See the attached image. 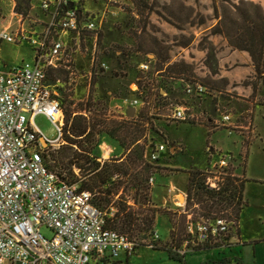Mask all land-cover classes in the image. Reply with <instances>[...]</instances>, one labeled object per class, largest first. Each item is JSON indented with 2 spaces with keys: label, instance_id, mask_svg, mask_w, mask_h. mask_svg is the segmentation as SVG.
I'll use <instances>...</instances> for the list:
<instances>
[{
  "label": "rangeland",
  "instance_id": "374dc122",
  "mask_svg": "<svg viewBox=\"0 0 264 264\" xmlns=\"http://www.w3.org/2000/svg\"><path fill=\"white\" fill-rule=\"evenodd\" d=\"M40 1L30 0L28 10L22 4L19 13L13 9L14 3L16 7L15 0L1 1L0 28L12 27V30H15L24 26L28 31L40 32L48 21L39 9ZM70 1L89 17L97 18L100 29L96 43L90 38L81 41L80 48L74 35L66 38L68 42L66 59L69 62L67 64L73 66L76 75L67 78L63 76L58 88L54 87L62 107L72 101L74 103L72 109H79L81 104L87 107L88 116L100 115V118L124 122L129 120L108 117L109 111L115 115L119 114L115 98L148 100L150 105L145 109L147 115L137 123L148 127L146 144L166 142L169 145V149L162 154L159 161L149 163L153 172L150 177L155 178V186L149 185L151 188L149 198L153 208L158 211L154 231L145 237L142 234L139 239L134 238L137 248L133 254L127 257L125 253H121L117 260L123 264H180L169 260L168 253L161 248L166 250L172 248V251L179 255L184 251V256L188 254V264H202L214 256L223 258L225 253L229 255L233 247L230 246L234 244L232 239L236 236L234 228L230 239L217 240L223 242L219 246L223 248L202 254L188 252L195 247L192 242L194 237H186L178 249L171 237L176 229H181V214L187 200L186 190L183 189L188 182V172L211 169L213 174L219 177L221 174L219 171L222 169H218V162L222 157L229 162L228 167L233 169L234 174L245 175L248 180L244 192L248 206L242 211L244 232L251 233L256 228L258 233H263L264 69L260 72L253 69L249 73L244 70L245 68L235 69L244 66L243 60L234 59L219 36H210L211 29L217 24L212 0ZM16 15L23 16L21 22ZM185 43H189L187 48L181 45ZM211 43L215 44V57L207 58V52L202 51L201 46L210 47ZM95 44V60L92 63ZM86 47L89 50L87 55ZM208 53H212L210 48ZM35 57L33 48L26 42L0 44V65L4 69L19 66L24 62L34 63ZM163 62H167L166 65ZM103 63L107 68L101 67ZM144 63L150 64V70L146 74L140 69ZM172 65L182 67L169 69ZM218 65L223 67V73L231 71L230 81L221 78L222 74L219 75V71L218 74H213L216 69L219 70ZM160 69L162 73L158 72ZM142 77L144 79L139 84L138 93L134 84ZM178 78L198 81L209 89H215L217 93L205 101L190 100L184 93V84ZM181 104L191 108V113L200 114L206 110L216 119L220 118L221 114H231L234 116L233 124L216 127L206 121L207 117L199 121L176 122L171 118L172 110L175 105ZM158 108L157 116L155 110ZM34 123L45 138L55 140L58 137L54 125L46 116L37 115ZM67 136L65 133L64 143L59 147L55 146L54 149L47 151L46 163L52 170L56 167L57 170L71 169L75 177L77 175L74 170H77V185L81 186V183L92 175L83 173L78 168V165L84 162L79 142L84 146L86 143L85 140H81L72 145ZM41 143L43 147L46 146L44 140H41ZM143 144L144 140H141L134 144L131 150H138ZM173 146L176 147L174 154ZM90 147L93 156H100L102 151H111L112 155L106 162L122 157L119 142L106 134L96 136ZM144 160L146 161L145 158ZM141 168L142 165L138 166L130 176L124 178V181L128 182L134 175H138ZM126 184L121 187L120 193ZM172 186L177 189L174 200L168 198V190ZM91 193L93 196L97 194L96 191ZM134 193L135 191L129 188L125 191V197L136 212H141L143 200L140 195L137 196V205H134ZM111 207L117 210L114 202L106 209H100L109 213ZM168 215L173 217V224L170 223ZM191 215L196 219L198 214ZM183 227L187 235V223ZM41 233L46 238L53 236L46 227L41 228ZM154 234H158L159 238H154Z\"/></svg>",
  "mask_w": 264,
  "mask_h": 264
},
{
  "label": "built area",
  "instance_id": "2783aa9c",
  "mask_svg": "<svg viewBox=\"0 0 264 264\" xmlns=\"http://www.w3.org/2000/svg\"><path fill=\"white\" fill-rule=\"evenodd\" d=\"M39 8L48 20L40 32L28 31L24 26L15 30L0 28V44L26 42L36 56L34 63L24 62L10 69L0 65V264H117L120 254H133L137 244L128 235L107 228L106 218L113 216L116 210L111 207L109 213L101 211L90 191L81 190L65 171H51L45 158L49 149L64 143L65 135L64 110L55 86L46 83L47 69L63 67L74 77L75 69L67 64L66 38L74 35L78 48L81 41L89 37L96 43L100 24L97 18L89 17L70 0H41ZM16 18L21 22L23 16L16 15ZM93 49L92 63L96 44ZM88 52L86 47L85 55ZM101 67L107 68L104 63ZM140 69L146 74L150 64H141ZM143 79L138 78L134 84L138 93ZM180 81L190 100L205 101L214 97L215 92L198 81ZM114 101L119 114L109 111L108 117L120 120L141 121L150 105L148 100L138 98H115ZM129 108L135 109L134 117L127 115ZM158 111L159 108L155 110L157 116ZM190 111L185 104L175 105L171 118L186 122L207 117L206 121L216 127L231 126L234 121L231 114H221L216 119L206 110L200 114ZM39 114L54 125L58 134L55 140L42 136L36 127L34 118ZM41 140L45 141V147ZM167 149L166 142L150 143L144 157L149 163L157 162ZM111 153L102 151L98 162L108 161ZM228 163L222 157L218 169L228 168ZM74 173L78 177V171ZM218 180L219 177L213 175L208 178L207 185L216 189ZM154 183L155 178L150 177L149 185ZM231 226L222 218L193 219L190 214L187 232L194 237V246L213 244L219 237L228 236ZM43 227L53 233L51 238L42 235ZM153 237L159 238L158 234ZM194 251L193 248L188 250Z\"/></svg>",
  "mask_w": 264,
  "mask_h": 264
},
{
  "label": "trees",
  "instance_id": "16d2710c",
  "mask_svg": "<svg viewBox=\"0 0 264 264\" xmlns=\"http://www.w3.org/2000/svg\"><path fill=\"white\" fill-rule=\"evenodd\" d=\"M15 1L16 13L20 12L22 4L26 6L27 10L30 8V0ZM212 3L217 24L211 29L210 36L222 37L233 50L248 53L255 71H262L264 69V10L262 6L246 0H212ZM134 5L136 6V3ZM41 13L46 18V14L42 11ZM188 44L181 45L187 47ZM209 48L212 50L211 54L208 53ZM201 50L207 52V58L215 57V47L212 43L210 47L201 46ZM163 63L166 65L167 62ZM173 67L181 69L182 66L172 65L169 69H173ZM158 72L162 73V69ZM213 74H218V69ZM63 76L67 78L70 76V72L63 67L48 68L46 83L58 88L57 81L61 83ZM178 79L184 80V78ZM210 90L215 91V89ZM73 105L74 103L71 101L64 108L62 107L65 115V133H67V139L72 145L76 144V141L85 140L86 146L79 142V147L84 155V162L78 165V168L83 173L92 174L81 183L80 189L91 192L96 191L94 203L99 208L106 209L110 203L114 202L117 210L113 216L106 218L107 228L126 234L131 240H134V238L139 239L142 234L144 237L149 233L152 234L158 211L153 208L149 198L151 188L148 181L153 173L152 167L149 162L144 160L148 127L145 124L139 125L137 124L138 121L134 120L116 122L107 118H100V115L88 116L89 109L87 107H83L81 104L79 109H72ZM101 134H106L111 139L119 142L120 147L124 150V159L121 160L120 158L103 164L98 162L99 156L91 154L92 148L90 145L95 141V137ZM141 140H144V144L138 150H131V147L141 142ZM141 165L142 168L138 175H134L128 182L124 181L125 177L130 176V173ZM57 169L58 167L53 170L50 168L51 171H58ZM61 170L68 174L72 182H78V178L72 174L73 170H66V168ZM171 172H174V170H171ZM219 172L221 174L216 182V189H212L207 185L208 178L214 175L209 170H190L188 172L187 200L184 212L181 214V229H176L175 234L171 236L176 244V249L181 247L186 237L189 236L185 234L183 226L188 222V215L192 213L198 214L196 219L216 220L222 218L232 224L231 233L226 237H219L218 240L230 239L233 228L236 234H239L240 215L242 210L248 206L247 201L244 199L245 186L248 180L245 175L243 177L235 176L231 167L224 168ZM124 184H126L124 190L120 193V189ZM105 186L106 188H104ZM129 188L135 191L133 196L134 205H137V196H141L143 200L140 206L141 212H136L135 208L129 205L125 197V191ZM168 219L173 224V217L168 215ZM222 243H207L203 246L198 244L194 249H213L219 247ZM141 245L146 246V244ZM161 250L168 253L169 260L185 264V256L174 253L172 248L167 250L161 248ZM231 262L227 259L214 264H231Z\"/></svg>",
  "mask_w": 264,
  "mask_h": 264
},
{
  "label": "crops",
  "instance_id": "0c3cea01",
  "mask_svg": "<svg viewBox=\"0 0 264 264\" xmlns=\"http://www.w3.org/2000/svg\"><path fill=\"white\" fill-rule=\"evenodd\" d=\"M1 1H4V0H0V7L2 8ZM246 1H251L254 3L260 4L264 10V0H246ZM14 8H15V3L13 5V9ZM214 26H215V24H214ZM220 38L224 42L225 48L231 52V56L234 59L240 58L243 60L244 66L243 67H237L235 69L245 68L244 70L247 71V73L251 72L254 69V66H253V63H252L251 58L248 55V53L233 50L232 48H230L228 46L225 39H223L222 37H220ZM185 48H187V47H185ZM185 50L186 49H183V51H185ZM218 68H219V70H218L219 75L222 74L220 76L221 78L224 77L225 79H228V80L232 79L231 71H224V73H223L222 72L223 67L221 65H218ZM214 92L217 93L216 91H214ZM175 148L176 147L173 146L172 154L175 153V151H174ZM119 149L122 151L121 155H120V156H122V157H120L122 160V159H124V156L122 155V154H124V150L121 147H119ZM177 149L179 150V148H177ZM234 175L238 176V177L244 176V175H238L237 173H235ZM171 176H173V175H171ZM171 176H169V177H171ZM169 177H165V178H169ZM188 177H189V175H188ZM154 186L155 185H153V187ZM186 189H187V185H186L185 189H183V190H186ZM168 191H169L168 192V196H169L168 198H170L171 200H174L177 196V193H176L177 189L174 186H172L171 189H169ZM184 195H185V193H184ZM243 215H244L243 212H241L240 221H239L240 232H239V234H236L235 238L232 239V241H234L233 242L234 244H231V246H230V247L233 246L232 252H230L229 255H226V253H225L224 254L225 256L223 258H221L219 256L218 257L214 256V257L210 258L209 260L206 259L205 263H202V264L219 263L220 261H222V259L231 260L232 261L231 264L233 262L234 263L236 262L237 264H264V231H263V233L262 232L258 233V230L255 228L253 230V232L248 233L246 231V233H245L243 230V225H242ZM219 248H223V247H217V248H213V249L195 250L193 253L194 254H202V253H207V252L213 251L214 249H219ZM224 248H226V247H224ZM187 255L185 256V264H188L187 263ZM117 264H123V263L118 260Z\"/></svg>",
  "mask_w": 264,
  "mask_h": 264
},
{
  "label": "water",
  "instance_id": "95a60500",
  "mask_svg": "<svg viewBox=\"0 0 264 264\" xmlns=\"http://www.w3.org/2000/svg\"><path fill=\"white\" fill-rule=\"evenodd\" d=\"M127 115H128L129 117H134V116H135V109H134V108H129V109L127 110ZM44 143H45V141H44ZM45 145H46V143H45Z\"/></svg>",
  "mask_w": 264,
  "mask_h": 264
}]
</instances>
